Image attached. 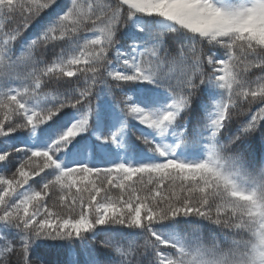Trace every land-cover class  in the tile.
Here are the masks:
<instances>
[{"label":"snow or ice","instance_id":"1","mask_svg":"<svg viewBox=\"0 0 264 264\" xmlns=\"http://www.w3.org/2000/svg\"><path fill=\"white\" fill-rule=\"evenodd\" d=\"M229 259L264 264V0H0V264Z\"/></svg>","mask_w":264,"mask_h":264},{"label":"clouds","instance_id":"2","mask_svg":"<svg viewBox=\"0 0 264 264\" xmlns=\"http://www.w3.org/2000/svg\"><path fill=\"white\" fill-rule=\"evenodd\" d=\"M244 208L245 205L241 204V209L243 210ZM241 219L245 225L244 231L242 233H237L236 229L231 223H226L224 226L232 232L236 239L248 242L247 245H241L239 251L237 252V256L247 253V250L250 248L251 244L255 243V232L259 229V220L256 216L245 215L243 217H237V222H239ZM221 247L227 252V250L231 247V244L230 242L222 243ZM224 264H234V262L229 259L225 261Z\"/></svg>","mask_w":264,"mask_h":264},{"label":"trees","instance_id":"3","mask_svg":"<svg viewBox=\"0 0 264 264\" xmlns=\"http://www.w3.org/2000/svg\"><path fill=\"white\" fill-rule=\"evenodd\" d=\"M37 179H38V178H37ZM203 224H204V225H207L208 228H212V227H214V226L209 225L207 221L203 222Z\"/></svg>","mask_w":264,"mask_h":264}]
</instances>
